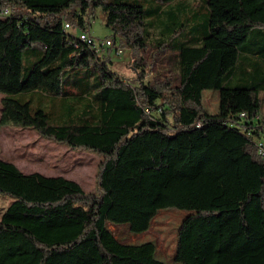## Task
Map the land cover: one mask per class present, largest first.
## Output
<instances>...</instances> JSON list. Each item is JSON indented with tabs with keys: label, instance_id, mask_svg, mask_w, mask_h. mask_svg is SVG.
<instances>
[{
	"label": "trees",
	"instance_id": "1",
	"mask_svg": "<svg viewBox=\"0 0 264 264\" xmlns=\"http://www.w3.org/2000/svg\"><path fill=\"white\" fill-rule=\"evenodd\" d=\"M208 7L207 35L173 54L149 43L145 10L130 0H0L9 10L0 18V129H34L103 157L95 193L0 159V193L13 198L0 216V264H168L153 243H121L107 227L142 233L162 209L193 212L176 264H264V0ZM97 10L116 47L130 50L134 76L122 78L112 49L68 43L65 24L89 32ZM25 51L35 61L24 72ZM206 90L219 91L218 114L206 111ZM26 92L51 98L55 123L13 97ZM179 224L163 221L169 239Z\"/></svg>",
	"mask_w": 264,
	"mask_h": 264
},
{
	"label": "rangeland",
	"instance_id": "2",
	"mask_svg": "<svg viewBox=\"0 0 264 264\" xmlns=\"http://www.w3.org/2000/svg\"><path fill=\"white\" fill-rule=\"evenodd\" d=\"M132 3L143 6L146 14V23L149 30V43L158 45L166 43L177 53L178 47L193 45L199 38H203L208 32L209 7L208 0H175L172 3L162 4L157 0H130ZM9 14V12H8ZM90 34L97 41H105L112 38V31L106 25V15L97 10L91 19ZM72 33H75L71 29ZM83 32L78 29L77 34ZM173 52V51H172ZM24 72L35 61L33 53L24 52ZM114 68L123 79L134 76L132 68V55L130 50L124 49L122 55L113 53ZM153 76L149 74L148 79ZM238 77L229 84L234 85ZM21 103L29 102L32 109H42L50 114V122L55 123L58 114L55 112V105L51 98L37 92L20 93L13 96ZM3 95L0 94V116L3 109ZM203 105L210 114H218L220 110V93L216 90L203 92ZM3 139L1 153L9 154L16 158L19 163L29 166L31 172H40L44 175H60L67 179L78 182L86 192L97 191V175L103 157L95 152L73 150L65 144H59L50 139L44 138L30 128L6 126L0 129ZM0 153V155H1ZM2 158V157H1ZM4 159V158H2ZM8 161V160H7ZM27 173V172H26ZM13 198L0 193V216L8 208ZM160 217L153 219V227L142 233H134L127 223L118 224L107 222L119 235L121 243L129 245H141L151 242L156 247V258L166 263H175V256L178 247V234L182 222L193 212L178 209H162ZM170 215V216H169ZM174 216L180 223L176 225L172 237L166 236L168 229L162 228L163 221ZM157 216V215H156ZM155 218V217H154ZM152 223V222H151ZM151 227V226H150ZM110 230V228H109ZM111 233L113 234V232ZM130 230V231H129ZM129 232V237L124 234ZM166 236L168 241H161V235ZM114 235V234H113Z\"/></svg>",
	"mask_w": 264,
	"mask_h": 264
},
{
	"label": "built area",
	"instance_id": "3",
	"mask_svg": "<svg viewBox=\"0 0 264 264\" xmlns=\"http://www.w3.org/2000/svg\"><path fill=\"white\" fill-rule=\"evenodd\" d=\"M8 12L9 10L0 12V18L8 15ZM65 29L68 32H71L72 27L69 24H65ZM72 34L73 36H70L68 38V43L76 49L80 48V46L83 44L90 50H94L97 53L109 49H112L115 55H122L123 53V50L121 48L116 47L113 38H109L105 41L99 42L90 34V32H81L80 34H77V31H75V33ZM258 147L264 161V142L262 140L258 142Z\"/></svg>",
	"mask_w": 264,
	"mask_h": 264
},
{
	"label": "crops",
	"instance_id": "4",
	"mask_svg": "<svg viewBox=\"0 0 264 264\" xmlns=\"http://www.w3.org/2000/svg\"><path fill=\"white\" fill-rule=\"evenodd\" d=\"M0 143L2 144V147H3V139L1 138V135H0ZM1 144H0V146H1ZM1 157L4 158V159H2ZM0 159L3 160V161H6V162L14 163L23 173H26V172H27L26 174H30V173H40V172H31L32 170L29 169V166H25V165L19 163L16 158L10 156L9 154L3 153V151H2V153L0 155ZM38 170H40L42 173H47V172H43L41 169H38ZM42 173H40V174H42ZM42 175H44V174H42ZM44 176H47V177H57V176H60V175H56V176L44 175ZM108 225L109 224H107V227H108ZM168 264H176V263H168Z\"/></svg>",
	"mask_w": 264,
	"mask_h": 264
}]
</instances>
